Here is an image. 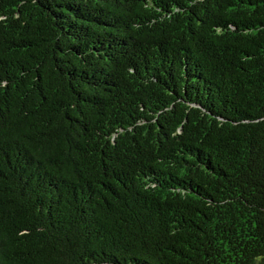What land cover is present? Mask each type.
Returning a JSON list of instances; mask_svg holds the SVG:
<instances>
[{
    "label": "trees",
    "instance_id": "trees-1",
    "mask_svg": "<svg viewBox=\"0 0 264 264\" xmlns=\"http://www.w3.org/2000/svg\"><path fill=\"white\" fill-rule=\"evenodd\" d=\"M0 264H264V0H0Z\"/></svg>",
    "mask_w": 264,
    "mask_h": 264
}]
</instances>
